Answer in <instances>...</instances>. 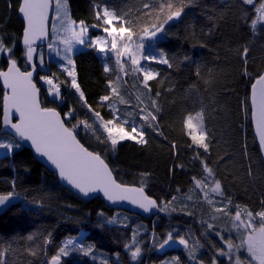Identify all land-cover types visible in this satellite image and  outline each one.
I'll return each instance as SVG.
<instances>
[{
    "label": "trees",
    "instance_id": "1",
    "mask_svg": "<svg viewBox=\"0 0 264 264\" xmlns=\"http://www.w3.org/2000/svg\"><path fill=\"white\" fill-rule=\"evenodd\" d=\"M67 2L70 16L94 27L93 34H103L96 29L103 9L132 38L163 30L156 40L148 36L146 53L152 49L156 61L133 63L125 57L121 67L119 59L110 56L107 69L94 47L75 53L76 88L65 71L52 64L61 100L48 94L39 81L42 71L37 63L33 67L39 72L35 81L42 89L43 107L57 109L80 141L109 164L116 179L143 188L157 200L159 211L144 218L112 208L101 197L84 201L60 185L29 149L1 133L6 89L0 81V138L8 137L14 147L0 157V194L24 197L0 216V264H48L70 236L83 231V246L94 248L101 258L85 256L77 246L62 256L63 264H233L219 256L221 231L210 229L213 208L201 192L208 191L206 184L217 185V196L229 214L244 208L261 214L258 222L264 223V162L250 108V87L264 71V16L255 26L262 0ZM19 5L20 0H0V47L5 51L0 53V72L10 59L24 70L32 69L28 48L22 44ZM156 49L167 63L160 62ZM141 63L154 72L146 82ZM118 81L143 125L142 141L126 138L111 143L108 136L95 137L87 129L95 116L113 118L104 99L113 97ZM141 107L152 111V124L141 119ZM193 120L202 128V142L194 136ZM119 213L123 217L114 221ZM226 224V218L216 221L217 226ZM169 235L187 245L165 247ZM135 240L142 245V255L132 261Z\"/></svg>",
    "mask_w": 264,
    "mask_h": 264
},
{
    "label": "rangeland",
    "instance_id": "2",
    "mask_svg": "<svg viewBox=\"0 0 264 264\" xmlns=\"http://www.w3.org/2000/svg\"><path fill=\"white\" fill-rule=\"evenodd\" d=\"M247 1L251 3L255 2V0ZM54 7L49 44L44 47L27 49L30 66L33 68L34 64L37 63L38 68L42 71L39 81L44 85L48 94L53 99L61 100V95L60 86L55 82L52 75L51 65L55 64L65 71L72 80L73 87L76 88L74 54L84 48L94 47L107 69L108 58L110 56L119 59L121 67L125 65V57L133 63L156 61L157 57L152 49L150 50V54L146 53V47L149 43L148 36L152 31L145 32L137 38H132L127 29L120 26L118 19L111 12L103 9L101 12V26L95 27L96 29H101L103 34H93L92 30L94 27L76 21L70 16L67 0H54ZM262 16H264V0L258 4V18L255 26L260 24ZM77 35L79 39H77ZM156 52L161 54H159L162 57L160 62L167 63L166 56L157 49ZM140 70L144 82L154 76V72L149 64L141 63ZM126 73V69H124V75ZM113 87V97L104 99L112 112L113 118L111 120H104L100 116H95L92 123L87 125V129L95 137L105 138L108 136L111 143L126 138L142 141L143 125L136 119V111L131 106V100L126 89L119 81ZM137 96L142 98V92L139 91ZM142 103L144 102L142 101ZM144 105L146 106V104ZM141 109H143L140 112L141 119L152 124L154 122L152 111L147 107H141ZM190 126L193 129L194 136L198 141L202 142L204 133L199 123L193 120L190 122ZM10 143L11 141L8 137L3 136L0 138V157L12 152L14 147ZM206 185L208 191H203L202 189L201 193L206 201L211 203L213 208L209 227L210 229L221 231L218 237L221 239L223 250L219 251V256L229 259L233 264H259L261 256L262 259L264 258V223L258 222L263 219L262 215H254L244 208L236 210L233 214H229V208L221 197L217 196L219 191L217 185ZM203 186L205 185L202 184L201 187L204 188ZM189 200L194 201L192 199ZM122 215L119 213L113 220H120L123 217ZM221 218H226V225L228 227L216 225V221ZM84 234L85 232L83 231L79 236H70L64 242L65 244L69 239L72 240L73 243L69 245L68 250L77 246L81 248L83 246L82 237ZM253 241L259 242L256 249H250V244ZM173 245L186 246L187 244L184 239L169 235L165 247ZM141 246L137 240L131 244L132 251L137 256L136 260H139L142 255ZM70 251H73V249ZM92 253L98 258L96 259L97 261L101 258L100 253L91 247L90 254ZM214 264H217V261Z\"/></svg>",
    "mask_w": 264,
    "mask_h": 264
},
{
    "label": "water",
    "instance_id": "3",
    "mask_svg": "<svg viewBox=\"0 0 264 264\" xmlns=\"http://www.w3.org/2000/svg\"><path fill=\"white\" fill-rule=\"evenodd\" d=\"M19 7H24L21 0ZM54 9V0H37L35 25L29 21L27 28L18 11L23 32L27 33L22 39L28 41V49L49 44ZM162 31L150 34L149 39L156 40ZM38 75L37 68L24 70L13 59L0 72V81L6 89L1 133L29 149L38 162L57 176L60 185L80 199L91 201L101 197L112 208L144 218L155 216L159 211L156 199L143 188L119 182L109 164L80 141L57 109L43 107L42 89L35 81ZM250 108L254 136L264 162V71L250 87ZM23 201L24 197L13 193L0 205V216Z\"/></svg>",
    "mask_w": 264,
    "mask_h": 264
},
{
    "label": "snow or ice",
    "instance_id": "4",
    "mask_svg": "<svg viewBox=\"0 0 264 264\" xmlns=\"http://www.w3.org/2000/svg\"><path fill=\"white\" fill-rule=\"evenodd\" d=\"M21 5L24 7H19L18 11L19 13L22 14L25 22H26V28L28 26L29 21H32L33 24L35 25V16H34V9L37 6V0H21ZM27 35L26 32H22V38ZM77 39H79V36L77 35ZM22 44L23 46L27 49L28 48V41L22 39ZM0 46H2V37H0ZM0 53H5L2 47H0ZM7 53L11 54V49L7 50ZM26 58H27V52H26ZM11 196H13L12 192H9L8 194H0V205L4 204ZM111 223V221H110ZM29 240L32 239V236L30 235L28 237ZM73 242L71 239L67 241L62 247L59 248L58 254H55L51 258V264H61V258L69 256V245H71ZM259 242L258 241H253L250 244V249H256L258 246ZM76 249L73 248V251ZM80 252H82L85 256L90 255L91 253V247H83L79 249ZM130 258L132 261H136L137 256L135 253H130Z\"/></svg>",
    "mask_w": 264,
    "mask_h": 264
},
{
    "label": "flooded vegetation",
    "instance_id": "5",
    "mask_svg": "<svg viewBox=\"0 0 264 264\" xmlns=\"http://www.w3.org/2000/svg\"><path fill=\"white\" fill-rule=\"evenodd\" d=\"M259 264H264V258L262 259V256H261V258L259 259Z\"/></svg>",
    "mask_w": 264,
    "mask_h": 264
}]
</instances>
